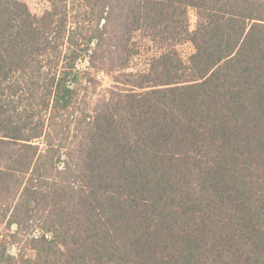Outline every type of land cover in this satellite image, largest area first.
I'll return each mask as SVG.
<instances>
[{"label": "trees", "instance_id": "obj_1", "mask_svg": "<svg viewBox=\"0 0 264 264\" xmlns=\"http://www.w3.org/2000/svg\"><path fill=\"white\" fill-rule=\"evenodd\" d=\"M47 2L0 0V264H264V0Z\"/></svg>", "mask_w": 264, "mask_h": 264}, {"label": "rangeland", "instance_id": "obj_2", "mask_svg": "<svg viewBox=\"0 0 264 264\" xmlns=\"http://www.w3.org/2000/svg\"><path fill=\"white\" fill-rule=\"evenodd\" d=\"M23 1L27 4L30 11L36 15H41L49 7L47 0H23ZM191 20H192V23L195 22V17L193 14L191 15ZM181 50H182L183 55L187 57V55L192 52V47L189 44L184 45L183 47H181ZM99 81L101 84V89H108L112 85V78L110 75H107V74L106 75L101 74L99 77Z\"/></svg>", "mask_w": 264, "mask_h": 264}]
</instances>
